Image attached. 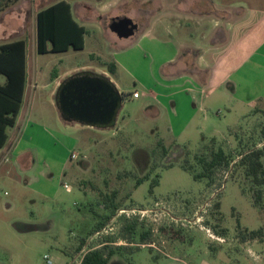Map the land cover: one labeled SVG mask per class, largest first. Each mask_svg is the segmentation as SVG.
Returning <instances> with one entry per match:
<instances>
[{
    "label": "rangeland",
    "instance_id": "1",
    "mask_svg": "<svg viewBox=\"0 0 264 264\" xmlns=\"http://www.w3.org/2000/svg\"><path fill=\"white\" fill-rule=\"evenodd\" d=\"M55 1L0 0V23L19 30V33L24 31L30 73L36 65H40L46 76L53 69L59 73L81 67L101 71L109 62L115 63V57L110 55L111 47L105 45L108 39L104 38L100 28L114 37L115 33L108 27L114 17H129L141 26L154 19L155 9L162 19V26H169L160 28L153 36L154 42L160 45L164 41L178 39L172 23L188 26L187 34L193 39H210L212 31L191 28L195 26L197 17L190 13L201 7L209 11L211 19L239 17L238 26H234L237 39H230L225 48L232 61L251 52L264 39V0H157L154 6V0H67L79 20L87 26L85 48L56 55L40 54L34 59L31 54L36 34L34 13ZM151 40L152 37L131 50L124 68H120L116 75L111 74L122 87L132 89L134 76L146 73L154 64L153 57L159 50L154 48ZM92 52H95L94 56ZM193 52L181 60L188 69L196 71L199 68L193 66ZM181 55L179 53V57ZM258 62L259 68L253 72L255 77H248L243 80L244 83L252 82L255 86L264 79V59L258 58ZM198 75L204 79L206 73L201 69ZM3 80L0 75V83ZM210 96L208 103L219 107V110L211 107L202 110L200 115L207 116L204 125L194 133L175 136L173 151L166 158L161 160V147L154 141L150 142L153 136H146L154 157L150 166L142 172L130 159V147L147 140L145 136L142 140L133 135V131H140L145 119L138 112V106L126 97L117 114V126L120 129L127 127L128 139L119 134L110 139L107 136L111 135L112 129L108 128L105 130L107 136H97V143L95 134L93 141L88 136L87 142L81 140L75 144L39 140L34 142L40 155L39 165L28 173L16 168V179L20 177L18 183L12 177L9 179L1 166L0 264H76L82 252L106 239L110 240L112 247L123 245L131 249L126 254H114L108 264H264V184H254L245 176L243 167L238 165L242 154L261 148L264 143V102L246 106L239 114L236 106L235 110L228 111L220 106L223 99ZM46 99L48 103L38 98L34 103L36 109H41L39 104L47 106L41 118L39 116L43 125L44 120H50L49 116L56 110L55 97L50 99L48 96ZM26 103L24 101L25 108ZM233 122L238 126L232 128ZM68 127L74 130L78 140L83 132H87L78 123H70ZM229 128L232 129L229 131ZM211 136L217 137L220 142L210 145ZM218 146L229 154L230 166L225 171H219L211 185L206 186L204 180H194L181 168L183 156L180 152L183 148L189 150L186 165L198 168L193 153L208 156L211 149ZM117 147L127 149L126 153L117 152ZM64 157L66 174L53 173L48 168L49 164L58 166ZM262 162L264 165V157ZM152 164L157 165L149 177L134 187L135 178L146 173ZM26 178L34 182L31 187L28 182L23 183ZM154 178L158 179V184L150 193V183ZM64 184L68 187L65 188ZM258 190L260 201L255 204L254 196ZM112 191L116 192L115 200L121 202L120 208L105 224L106 232L100 229L98 233L89 234L97 219L94 214L104 211L100 194ZM128 193H131L129 198L126 197ZM78 207L84 210L80 213ZM133 207L148 211L143 217L119 213V210L127 212ZM128 220L139 222L136 234L132 236L133 243L122 238L126 233L121 228ZM32 224H38V230L31 228ZM146 229L150 230V238L140 243L137 233ZM207 229L214 237L208 235ZM254 229H261V234L249 238L247 231ZM81 235L87 239L82 251L77 252L75 248Z\"/></svg>",
    "mask_w": 264,
    "mask_h": 264
},
{
    "label": "crops",
    "instance_id": "2",
    "mask_svg": "<svg viewBox=\"0 0 264 264\" xmlns=\"http://www.w3.org/2000/svg\"><path fill=\"white\" fill-rule=\"evenodd\" d=\"M156 1L157 0H154L153 6L156 5ZM72 8L73 7L70 3L72 17L78 23L84 25L87 30L86 24L79 20V17L73 12ZM154 9L155 8L153 7V10ZM38 10L39 9H37L36 12ZM156 10L157 9H155L154 16L152 17L154 18L153 20L145 22L141 26H138L136 23L137 28L134 33L126 38L118 37L115 34L113 37L110 34H106V31L100 28L104 38L108 39L106 40L105 45L109 44V48L111 47V49H109L110 55L115 57L114 61L116 64L114 72H110L107 69V66L103 67L99 72L95 71L92 67H81L75 71L72 69L60 73L56 71V69H53V71L46 76V73L41 71L40 65H36L31 69L30 73L27 62V41L23 37L24 31L19 33V30L7 27L3 22L0 23V44L19 39L25 40V83L22 101L14 125L6 128L7 140L5 144L0 147L2 155L0 157V167H4L3 171L9 179L12 177L17 183L20 182V177H17L19 178L18 180L16 179L14 171L16 168L28 173L38 167V156L40 155L39 153L37 154L38 148L34 146V142L39 140L44 142L48 139V142H54L56 140L57 142L75 144L81 142V140L87 142L88 136H90V140L93 141L92 137L95 134L96 139L94 140L97 143V136L106 135L105 130L108 128L112 129L111 135H106L107 137H110V139H113L118 134L123 137L129 135V132L125 131V128H127L126 126H123L122 129L117 126V114L123 104L124 97L138 106V112L141 113L145 119V122L140 125V131H133V135L139 136L142 140L143 136L146 137L147 135H151L153 138H150V142L154 141L156 144L160 142L165 146L167 153L160 157L161 160L172 153L175 136L180 137L186 135L185 133H194L204 125L207 116L200 115L202 110L210 107L218 108L219 110V107H212L208 103L210 97H212L210 95H213L218 99L220 98L221 100L223 99L220 106L226 108L228 111L235 110L234 106H236L239 114L246 106L264 102V79L261 80V83H257L255 86L252 82L249 84L244 83L248 77H255L253 72L255 73L254 69L259 68L258 58L264 59V39L256 45L251 52L249 51L243 57L233 61L231 57L227 55V51L225 50L230 39H237L234 32V26H238V16L229 20L221 17L211 19L212 17H210L209 11L203 10V7L195 8L190 14L193 17H197V19L194 21L195 26H191V28L195 30H204L206 28V32L212 31L211 38L207 40H203V38L193 39L187 34V30L189 29L188 26L183 25L182 23H172V25H174L172 28L177 32L176 37L178 39L164 41L165 43H161L162 45H160L159 42H154L155 37L153 36H155V34L157 35L160 28H168L169 26H162V19L156 14ZM6 12H3V14ZM36 12L34 13L35 24ZM8 15L10 14L8 13ZM156 16H158L157 19ZM204 36L205 34L201 37ZM150 37H152L151 41L154 44V48L159 50L153 57L154 59L152 62L154 64L149 66V70L146 73L134 76V79H132V89H128L125 86L122 87L119 80L113 79L111 74L116 75L120 68H124L125 61L130 59V51L139 46L140 43L148 40ZM240 41H242V38ZM94 42L95 44L97 43L96 40H94ZM85 46L86 35H84V46L82 49H84ZM71 49L72 48L65 51L39 53L36 48L35 34L34 48L31 47V54L34 59H37L40 54L50 53L56 55L66 53ZM152 49L153 48H150L149 50ZM192 51H194L192 54L194 55L193 66L199 68L196 71L188 69L186 65H183L184 61L181 60L186 54L190 56ZM179 53H182L180 57ZM91 55L94 56L95 52H92ZM109 61L112 60L110 59ZM252 64H255V66L253 67ZM201 69L206 73L204 79H201L198 75V71ZM84 73L104 76L122 95V100L113 122L101 125L99 123L87 124L76 121H67L61 116L55 102V112L49 116L51 117L50 120L48 118L47 121L46 119L44 120L43 125L40 122L41 120L39 119V116L41 118L44 109L47 110V106L45 103L39 104L41 109H36L37 107H35L34 104L36 99L38 98L39 100L47 101L46 98L48 96H50V99L54 97L56 98L59 88L69 77ZM241 78L242 80H240ZM4 81L5 77L0 84H3ZM134 91L138 93L137 97L131 95ZM24 101L27 102L26 108L24 107ZM38 113L40 114L38 115ZM124 119L125 118H123V120ZM70 123H78L84 126V129H86L87 132H83V135L79 137V140L76 139L74 136V130H71L68 127ZM232 124V128L238 126L234 122ZM232 128H229V131ZM40 136L45 138L42 139ZM215 138L217 139V137ZM150 142H148L147 139L139 145L130 147V159L140 168L139 170L141 172L148 168L152 161V150H150L148 146ZM185 150L187 149L183 148L180 152L183 156L182 158L185 156ZM126 151L127 149H124L123 147H117V152L119 153L122 152L124 154ZM6 157L7 160L4 161V158ZM66 166V158L64 157L63 162L58 166L50 163L48 168L53 170V173L55 174H66ZM40 175L42 176L43 173ZM23 183H27L29 187H31L34 182L32 181L31 183V179L26 178L23 180ZM40 194L42 195L41 192ZM31 228L38 230L39 225L32 224Z\"/></svg>",
    "mask_w": 264,
    "mask_h": 264
},
{
    "label": "trees",
    "instance_id": "3",
    "mask_svg": "<svg viewBox=\"0 0 264 264\" xmlns=\"http://www.w3.org/2000/svg\"><path fill=\"white\" fill-rule=\"evenodd\" d=\"M87 30L84 25L78 23L71 14L70 3L67 0H56L55 2L40 8L36 12V48L39 53L65 51L69 48L82 49L84 46V35ZM107 69L110 72L115 71V63L109 62ZM0 75L5 77L3 84H0V147L7 140L6 128L15 123L17 113L19 111L24 83H25V40L19 39L7 43L0 44ZM210 145L220 142L215 137L209 139ZM161 147V156L166 155L167 149L160 142L157 143ZM152 158L154 152L152 151ZM189 150H185V156L180 164L181 168L187 171L194 180H204L206 186L214 182V176L220 171H225L230 166L229 154L218 146L211 149L208 156L204 154L195 155L194 158L198 168L186 165ZM264 157V143L261 148L252 149L240 156L238 165L243 167L246 177L258 185L264 184V165L262 162ZM157 165V164H156ZM155 164L141 176H137L134 181V187L147 179L152 172ZM158 184V179H152L149 191ZM84 185V184H83ZM131 194V193H130ZM126 194V197H130ZM101 205L104 211L96 212L94 216L95 223L89 231V234L102 229L108 220L120 208L121 202L115 200L116 192L102 195ZM260 201V191L258 190L254 196V202ZM219 206V204H217ZM87 208V207H85ZM79 212L84 208L78 207ZM137 220H128L121 228L126 234L122 236L128 243H133L132 236L136 234ZM261 229L247 231L249 238H255L261 234ZM138 239L140 243L150 238V230L138 231ZM87 237H80L76 251H80L86 243ZM110 240H103L99 245L88 248L82 255L79 264H107L111 256L114 254H126L131 252L130 248L123 245L111 246Z\"/></svg>",
    "mask_w": 264,
    "mask_h": 264
},
{
    "label": "water",
    "instance_id": "4",
    "mask_svg": "<svg viewBox=\"0 0 264 264\" xmlns=\"http://www.w3.org/2000/svg\"><path fill=\"white\" fill-rule=\"evenodd\" d=\"M118 37L131 36L137 24L129 17H114L108 25ZM122 95L99 74L73 75L59 88L55 102L63 118L82 123L110 124L119 109Z\"/></svg>",
    "mask_w": 264,
    "mask_h": 264
},
{
    "label": "built area",
    "instance_id": "5",
    "mask_svg": "<svg viewBox=\"0 0 264 264\" xmlns=\"http://www.w3.org/2000/svg\"><path fill=\"white\" fill-rule=\"evenodd\" d=\"M133 97H137L138 96V93L136 91L132 92L131 94ZM75 155L73 154L72 157H74ZM7 160V157L4 158V161ZM65 187L67 188L68 185L65 184ZM148 211V209H145V208H141V207H133V208H130L128 209V211L126 212V210H119V213H126L127 216H129L130 214H134V215H140V217H143L145 215V213ZM130 213V214H129ZM111 229V228H109ZM101 230H103L104 232H106V227L104 226ZM208 232V235L210 237H214L212 234L209 233L208 229L206 230ZM98 233V232H97ZM215 239L219 240L220 238L219 237H215ZM82 251V250H81ZM85 252V251H84ZM80 255V259L76 261V264H79L81 258H82V255L83 253ZM44 258L46 259L47 256L45 255Z\"/></svg>",
    "mask_w": 264,
    "mask_h": 264
},
{
    "label": "flooded vegetation",
    "instance_id": "6",
    "mask_svg": "<svg viewBox=\"0 0 264 264\" xmlns=\"http://www.w3.org/2000/svg\"><path fill=\"white\" fill-rule=\"evenodd\" d=\"M133 22H135L134 20H133ZM136 23V22H135Z\"/></svg>",
    "mask_w": 264,
    "mask_h": 264
}]
</instances>
